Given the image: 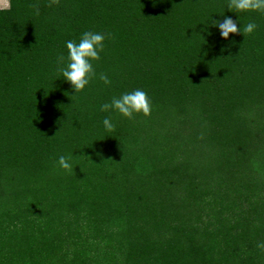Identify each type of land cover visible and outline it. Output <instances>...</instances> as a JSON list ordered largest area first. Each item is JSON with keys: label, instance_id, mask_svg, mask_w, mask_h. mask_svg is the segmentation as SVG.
<instances>
[{"label": "trees", "instance_id": "1", "mask_svg": "<svg viewBox=\"0 0 264 264\" xmlns=\"http://www.w3.org/2000/svg\"><path fill=\"white\" fill-rule=\"evenodd\" d=\"M5 1L0 264H264V13L228 0ZM225 17L257 28L223 39L212 22ZM86 31L106 39L97 78L74 95L58 57ZM136 89L149 117L100 110Z\"/></svg>", "mask_w": 264, "mask_h": 264}, {"label": "clouds", "instance_id": "2", "mask_svg": "<svg viewBox=\"0 0 264 264\" xmlns=\"http://www.w3.org/2000/svg\"><path fill=\"white\" fill-rule=\"evenodd\" d=\"M59 3L60 0H49L48 7L59 5ZM30 7L36 15H39L38 4H32ZM227 9L230 12L264 13V0H228ZM212 23L214 27H218L220 36L223 39H228L230 34L242 33L243 35H251L257 28L254 22H250L243 27V32H241L237 22L230 17H225L222 22L213 21ZM105 39L106 35L103 33L86 31L80 37L79 42L74 40L66 41L67 56L61 55L58 57V65H64L58 66V72L72 86L74 95L83 91L91 80L97 78L93 61L100 59ZM98 79L105 85L111 84V80L104 73H100ZM100 110L105 112L113 110L128 119H133L136 115L149 117L152 112V103L145 91L136 89L119 97H113L110 103L101 105ZM103 126L106 131L115 130V125L112 123L111 118H105ZM69 159V157L61 155L58 158L57 165L65 172L74 173ZM257 247L264 249V243H258Z\"/></svg>", "mask_w": 264, "mask_h": 264}, {"label": "rangeland", "instance_id": "3", "mask_svg": "<svg viewBox=\"0 0 264 264\" xmlns=\"http://www.w3.org/2000/svg\"><path fill=\"white\" fill-rule=\"evenodd\" d=\"M3 1V2H2ZM5 0H0V6H2V5H5ZM162 116V115H161ZM163 117H165V116H163ZM166 122H167V119L166 118H164L163 120H161L160 122H159V124L162 126V125H164V124H166ZM85 233H87V232H85ZM96 238H98V236H95ZM16 250V249H15ZM17 251V250H16ZM19 252H22L21 250L19 251ZM9 255H11V254H9ZM15 256L16 257H14L15 259H18L17 257H19V255L17 254V252L15 253ZM11 258H12V255H11ZM10 258V259H11Z\"/></svg>", "mask_w": 264, "mask_h": 264}, {"label": "crops", "instance_id": "4", "mask_svg": "<svg viewBox=\"0 0 264 264\" xmlns=\"http://www.w3.org/2000/svg\"><path fill=\"white\" fill-rule=\"evenodd\" d=\"M3 2V1H2Z\"/></svg>", "mask_w": 264, "mask_h": 264}]
</instances>
